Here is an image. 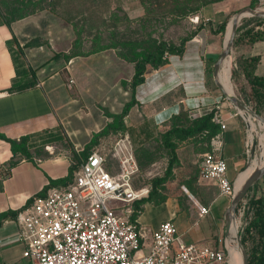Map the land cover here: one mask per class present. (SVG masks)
<instances>
[{
  "label": "crops",
  "instance_id": "1",
  "mask_svg": "<svg viewBox=\"0 0 264 264\" xmlns=\"http://www.w3.org/2000/svg\"><path fill=\"white\" fill-rule=\"evenodd\" d=\"M227 7L221 3H215L203 8L200 13L202 30L195 38L185 44L184 53L182 55L169 56L167 63L157 70L147 67L144 74V83L135 90V101L137 104L130 110L124 120L128 134L130 132L133 133V128H135L136 124H140L138 133H143L144 131L146 132V128L149 126L166 129L171 123V118L177 116L182 108L190 110L201 107L199 111H202V106L220 104L219 113L226 120V129L221 133V150L216 154L227 163V177L232 183L236 182L235 186H237L244 177L256 175L261 165L262 155L260 146L249 127L247 141L244 121L237 115L234 116L236 114L235 111L228 106L225 107L220 96L215 95L207 85L208 68L211 66L213 71V65L219 57L217 54L215 60L208 59L210 53H215V51L210 50V40L212 37L222 35L214 32L224 22L227 25L233 15L230 10L231 7ZM49 25L51 24L49 23ZM252 26L254 25L247 22L242 32ZM254 27L255 29H262L264 25H262V28L259 26ZM38 29L35 27V20L31 17L15 21L11 23L10 27L0 24V94L2 95L0 97V135L16 141L24 137L28 138V143L31 145L29 152L32 156L31 159H21L10 170L9 175L0 180V215L6 214L0 222V264H30L28 260L22 257L24 247L14 237L17 227L13 220L14 216L9 214L20 212L35 195L41 193L43 189L50 185V181L66 178L72 165L75 166V174L79 170L80 163L85 160L81 156L80 145H74V149L72 148L71 150L63 145L65 134L69 128V116L79 117L80 113L85 117L84 107H79L75 110L73 109L74 104L69 101V109L65 112L64 118H62L58 115L59 112L51 103L48 94L51 95L52 92L62 93L63 90L72 89L66 83V80L69 75L71 79L74 78L77 81L73 74L74 65L76 70H80L84 76H88L95 68L94 61L99 60L97 61L98 64L104 63L102 61L103 58L96 59L95 57H92V59L76 57L67 63L63 57L51 61L50 59L54 53H60V51L53 53L50 50V48H53L50 43L53 32L49 30V36L45 32L37 33ZM36 37L47 40V44L40 47H23L21 51L22 46ZM46 49L49 53L47 56H45ZM235 50L237 56L244 58L258 56L259 62L255 68V75L264 77V41L240 46ZM102 56L105 57L106 55ZM60 61H62L61 64H55ZM44 63L46 65L41 67ZM111 63L115 66L114 59ZM64 67L66 71L63 70ZM37 68L39 69L36 71ZM30 71L35 72L36 86L20 93L9 94L7 91L13 81L25 83L31 79ZM227 72L228 80L231 84V58L228 60ZM77 89L81 90L80 87H77ZM60 98L62 99V96ZM58 101L60 102L59 98ZM144 107L145 109H150V116L145 115L144 119L142 118L138 121L139 119L132 113ZM246 107H244L245 111ZM252 115H249V117L257 124L264 136V123L254 119ZM230 116L233 117L231 118ZM145 126L147 127L144 129L143 127ZM75 131L78 133L80 130L76 129ZM46 133L59 135V138L62 139L61 142L44 144L43 141L49 138V134ZM218 133H220V129L216 125L215 135ZM144 135L145 138L151 137L148 133ZM210 141L208 130L189 138L187 141L186 150L189 151L187 160L192 165H197L198 171L202 156L212 149ZM254 143L257 153L253 157L249 168L245 171L248 144L253 145ZM47 147L50 148L52 153L48 152ZM179 152V149H177L178 167L180 165H183V168L184 166H189V163H185L183 159L181 161ZM12 156L10 144L0 137V179L6 170V164ZM197 185L201 186L199 198L195 199L190 195V198L194 201V215H190L187 207L180 208L175 199L167 198L163 205L171 204L170 213L164 218L157 220L154 217L157 205L149 201L144 203L142 211L133 222L137 224L143 235L141 243L142 251H146L145 255L143 254L144 256L148 254L151 246L153 231L158 228L160 223L165 221H170L174 224L177 231L176 235L187 244L193 243L216 248L218 239L225 238L224 219L221 218L218 211L219 222L212 230H215V233L210 231L207 233L194 232L195 227H197V221L199 223V221L207 219L213 212L216 199L224 198L218 195V190L212 183H201L197 177ZM211 188L217 191V198L204 199L203 196H207ZM249 194L256 196V198H264V176L253 186ZM203 200L206 201L205 204L202 203ZM195 203L209 208V213L203 217L199 216ZM137 205L138 202L120 206L117 214L132 223L131 216ZM239 227L240 225L237 224L236 218L234 222L232 219L231 234L233 238L237 235ZM139 256L142 257V255Z\"/></svg>",
  "mask_w": 264,
  "mask_h": 264
},
{
  "label": "rangeland",
  "instance_id": "2",
  "mask_svg": "<svg viewBox=\"0 0 264 264\" xmlns=\"http://www.w3.org/2000/svg\"><path fill=\"white\" fill-rule=\"evenodd\" d=\"M144 2L145 0H0V9L7 18H10L9 14H14L15 17L25 15V18L31 17L35 20V27L39 28L37 33L45 32L49 35V30L52 31L53 37L49 42L53 47L50 48L53 53L56 51L62 53L63 51V53L72 56L79 54L81 58L86 59H92V57L96 59L103 58V64H98L97 61L99 60L94 61L95 68L88 76H84L80 70H76L74 65L73 74L77 81L74 78L71 79L69 75L66 80V83L72 89L63 90L62 93L52 92L51 95L48 94L51 103L57 108L59 112L57 113L62 118L69 109V101L74 104L73 109L75 110L84 107L85 117L80 113L79 117L69 116V133L65 134L63 145L70 150L74 149V145H80L81 148L79 149L82 152L85 151L86 147L98 134H102V136L97 137L96 145L90 149L101 145L109 150L116 139L125 135L127 128L114 133L112 130L106 131V127L109 123L112 127L116 125V115L120 114L124 105L130 101L129 81L133 73V63L131 61L149 53L160 42L166 45H178L184 38L189 37L201 23L200 13L203 7H200V1L198 3H184L180 5L181 10H175L171 6L168 7L166 3H161L159 6L148 4L151 11L148 15L143 7ZM216 3L231 7L230 10L233 14L247 7L264 8V0H258L256 3L253 0H218ZM195 11H199V13L193 15L192 12ZM195 17H198V22H195ZM252 19L248 18L244 21L249 23ZM251 24L255 25V22ZM262 25H264V22H262L261 27ZM224 34L225 32L221 36L211 38L210 50L215 51V53H210L211 58L209 57V60H215L217 54L220 55L222 52ZM46 41L44 44H47L48 41ZM45 54V56L49 54L47 49ZM104 54L105 57L102 56ZM113 59L115 66L111 63ZM29 62L31 61L29 60ZM61 63L62 61L55 64ZM234 69V55L232 54L230 75L232 90L234 89L235 93L244 100L240 101L253 112H255L254 108L258 109L259 115L264 118V107L257 106L255 100L250 98L242 73ZM63 70L66 71L65 67ZM206 80L210 90L215 95L220 96L225 107L228 106L235 111L236 115L246 125L245 120L238 115L237 111L215 87L212 70ZM77 87H80L81 90ZM247 98L255 103H247ZM76 105L77 107H75ZM149 112L150 109L144 107L137 109L132 115H135L140 121V119L145 118V115L149 117ZM178 115L177 119L173 120L166 129L149 126L146 128V132L138 133L140 124H136L133 133L130 132L134 156L139 167V173L134 180L135 188L148 187L150 189L153 179L163 177L170 158L169 150L165 148L164 133L173 129L174 126L179 128L191 127V122L187 118L191 116L188 109L182 108ZM123 125L125 127V120ZM76 129L80 131L76 133ZM146 133L151 135L150 139L145 138L144 134ZM176 136L170 138V140L175 145L176 150L179 149L181 161L183 159L185 163H189V166L183 168V165H180L178 167L179 162L177 160L170 177L162 187L158 188V194L151 197L149 202L157 205L155 207L157 209L154 211V217L157 220L170 213L171 204L163 205L167 198L175 199L180 208L187 207L190 215H194V201L190 198V195L195 199L200 196L201 186L197 185V165H192L187 160L189 154V151L186 150L187 141L191 137L185 138L181 134ZM245 136L247 140L248 124L246 125ZM249 149L250 145L248 144ZM252 188L247 192L248 195H250L249 192ZM211 193L213 194L211 195ZM216 193L217 191L211 188L209 194L203 196V198H217ZM202 203L205 204L206 201L203 200ZM229 203L230 198L228 197L216 199L213 212L207 219L199 221V223L197 221L194 232L207 233L210 231L215 233V230H212L219 222L217 211L223 219L224 208ZM236 220L244 221L243 218L238 219V217ZM145 253L146 251L141 250L133 253V256L138 258L139 255L144 256ZM229 260L230 257L228 263Z\"/></svg>",
  "mask_w": 264,
  "mask_h": 264
},
{
  "label": "built area",
  "instance_id": "3",
  "mask_svg": "<svg viewBox=\"0 0 264 264\" xmlns=\"http://www.w3.org/2000/svg\"><path fill=\"white\" fill-rule=\"evenodd\" d=\"M194 20L198 22V17ZM200 108L190 109L191 117L215 110L212 121L220 133L211 139V151L202 156L198 181L212 183L220 197H230L233 183L227 177V163L216 154L221 150L226 120L219 113L220 104ZM138 173L128 133L109 150L101 145L94 148L66 187L36 196L13 219L17 227L14 237L24 247L22 257L30 264H228L226 237L218 239L216 248L187 244L170 221L153 231L148 254L134 258L133 253L142 250L143 235L137 224L117 212L118 207L148 196V187H134ZM252 199L256 196L246 194L239 205L251 211ZM195 204L199 216L209 213V208Z\"/></svg>",
  "mask_w": 264,
  "mask_h": 264
},
{
  "label": "trees",
  "instance_id": "4",
  "mask_svg": "<svg viewBox=\"0 0 264 264\" xmlns=\"http://www.w3.org/2000/svg\"><path fill=\"white\" fill-rule=\"evenodd\" d=\"M200 1L201 5L200 7H207L212 4H215L218 0H145L143 3V7L145 8L146 14H150V9L148 8L150 4L151 6H159L161 3H166L168 7H173L175 10H181L182 7L180 5L184 3H198ZM258 0H253L254 3H256ZM199 11L192 12L193 15H197ZM10 18H7L0 9V24H5L6 26L10 27L11 23L22 20L26 16H14V14H9ZM255 22L254 26L261 27L262 22H264V19L259 18H253L249 24ZM252 26L251 28H247L245 31H243L235 44V49L239 48L240 46L253 44L256 42L264 41V27L262 29H255V27ZM226 28V22L220 25L219 29H217L214 33L215 34H223L225 32ZM202 30V24L200 23L199 26H197L192 34L189 37L184 38L178 45H166L165 43H158L154 46V49L150 51L149 53L144 54L143 56H140L139 58L131 61L133 63V74L129 81V91H130V101H128L120 114L116 115L115 117V126L112 127L111 124L107 125L106 131L112 130L114 133H117L119 131L124 130V118L128 116L130 110L136 106L135 101V90L138 86L144 83L145 78L144 74L146 72L147 67H150L154 70L159 69L160 67L164 66L167 63V59L171 55H182L184 53L185 44L195 38L198 33ZM45 40L36 37L28 41L24 46L21 47V51L24 48H32V47H40L44 46ZM234 49L233 55H234V67L235 71L239 70L248 87V93L250 95V98L255 100L257 103V106L264 107V77H260L255 75V68L256 65L259 62V57H248L244 58L242 56L236 55V50ZM63 57L67 62L69 60L80 57L79 54L77 55H70L67 53H54L51 61L57 60L59 58ZM49 60V61H50ZM46 65L44 63L41 67ZM40 68V67H39ZM37 68L36 71L39 69ZM209 72H211L212 67L209 66L208 68ZM233 71V72H235ZM29 74V73H28ZM27 74V75H28ZM31 79L29 81H26L25 83H17L16 81H13L10 88L8 89V93H20L27 89L33 88L36 86V76L34 71H30ZM248 103V101H247ZM215 110H212L209 113H205L201 116L197 117H187L188 120L191 122L190 128H179L174 126L173 129H170L166 133H164V140H165V148L169 150L170 158L168 159L167 166L164 172L163 177L155 178L151 181V188L149 191L148 196L145 199H142L138 202V205L136 206V210L131 216V222H134V219H136V216L142 211L144 201H150L152 196H155L158 194V188L162 187V185L166 182V180L170 177L171 172L173 168L176 165L177 162V155H176V148L173 142L170 140V138L177 137L176 135L181 134L185 138L194 137L200 133H203L205 130H208V138L211 140L216 132V124L212 121L214 116ZM179 115L174 116L171 118V122L175 119H177ZM147 126L143 127L144 129ZM141 128V129H143ZM143 129V131H144ZM107 133V132H106ZM49 134V133H46ZM102 136V134H98L95 136L94 140L88 145L81 153V156L83 159H86L87 156L91 153V151L96 148L90 149L92 146L96 145L97 143V137L99 138ZM0 137L10 144V149L12 152V158L8 161L6 164V170L4 174L2 175L1 179H4L7 177L10 173V170L15 167L21 159H31L32 156L29 152V149L31 148V145L28 143V138L24 137L20 139L19 141L16 140H10L0 135ZM147 139H150V137H146ZM61 138H59V135H52L49 134V138L43 141L44 144H52V143H58L61 142ZM99 146V145H98ZM77 159V158H76ZM74 169L75 166L72 165L69 171V174L66 178L58 180V181H50V185L43 189V191L37 195H35L26 206L32 203L33 199L43 194L45 191L51 188H58V187H66L73 179L74 177ZM240 180V178H239ZM238 180V181H239ZM1 187V182H0ZM135 187V186H134ZM250 209L254 214L253 220H248L249 223L247 227L245 228L241 241L244 245L247 256H248V262L251 261V264H264V251L258 250V247L260 246L262 240L264 239V198L258 197L256 199H252L250 201ZM23 210V208L21 209ZM20 210V211H21ZM17 213H10L9 215H13L14 218L18 215ZM6 214L0 215V222L3 217H5ZM235 217L233 218L234 222ZM257 248V249H256Z\"/></svg>",
  "mask_w": 264,
  "mask_h": 264
},
{
  "label": "water",
  "instance_id": "5",
  "mask_svg": "<svg viewBox=\"0 0 264 264\" xmlns=\"http://www.w3.org/2000/svg\"><path fill=\"white\" fill-rule=\"evenodd\" d=\"M234 18V25L232 27V30L227 38L226 41L223 39V46H222V52L220 53L218 59L213 65V71H212V79L215 87L218 89V91L221 93L222 97L225 98L226 101L235 109V103L238 102L239 100H243L241 96H239L237 93H235L233 89L232 97L227 96V94L223 91L222 85L219 82L218 79V73L221 67V64L223 61H225L227 58H231L233 54V50L236 44V41L239 37V35L242 32V29L244 28L245 24L247 21H244L248 18H259V19H264V8L262 7H257V8H244L238 11L237 13L233 14L229 20V22ZM229 22L226 25L225 32L227 30V26ZM225 37V34H224ZM244 101V100H243ZM248 102H254L253 100L251 101L249 98H247ZM255 103V102H254ZM256 107V106H255ZM256 112V117L258 118L259 121L264 123V118L259 115L258 109H255ZM238 113V112H237ZM241 116V115H239ZM242 117V116H241ZM243 118V117H242ZM244 119V118H243ZM247 125V124H246ZM257 153L256 151V145L255 143L253 145H250V149L247 151V166L245 171L249 168L250 163ZM264 176V168L261 170L259 176L256 178L252 179L248 184L244 185L243 187H240V189L235 188V183H233V193L230 196V203L228 204L227 208L225 209L224 212V225H225V237L227 238L228 236V230L229 226L231 223V220L234 217L239 218H245V219H254V214L248 210L243 209L239 204L240 201L243 199V197L247 194V192ZM259 252L264 251V239L262 240L260 246L258 247ZM245 264H251V261L245 263Z\"/></svg>",
  "mask_w": 264,
  "mask_h": 264
},
{
  "label": "bare ground",
  "instance_id": "6",
  "mask_svg": "<svg viewBox=\"0 0 264 264\" xmlns=\"http://www.w3.org/2000/svg\"><path fill=\"white\" fill-rule=\"evenodd\" d=\"M233 25H234V18L229 22V24L227 26L224 41L227 40V38H228V36L232 30ZM228 60H229V58H227L221 64V66L222 65H224V66L222 68L220 67L221 71L218 75V79L222 85L223 91L227 94V96L232 97L231 95L233 93V90L231 88V84L229 83L228 76H227V74H228V72H227ZM235 105H236L235 110L238 112V115H241L244 118V120H245L246 124H248V127L251 130L252 134L255 136L257 143L260 146L261 155H262V160L260 161L261 165H260L258 172L256 173V175H254L252 177H244L237 184V186H235L236 189H238V188L240 189V187H243L244 185L248 184L252 179L259 176L261 170L264 168V136L262 135L257 124L249 117V115H252V111L250 110V108H247L245 111L244 107L246 105L240 100L238 102H236ZM252 116L254 119L258 120L255 112H253ZM248 223H249V221L245 220V219L242 222L240 220H237V224L240 225V227L238 229L237 235L235 236V238H233V236L231 234V225H232V220H231L229 230H228V236L226 239V246H227V249L229 252V257H230L228 264H245L248 262L247 252H246V250H245V248L241 242L242 234H243L245 228L247 227Z\"/></svg>",
  "mask_w": 264,
  "mask_h": 264
}]
</instances>
